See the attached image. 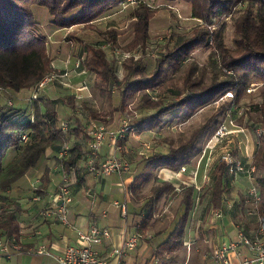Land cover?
Instances as JSON below:
<instances>
[{
  "label": "trees",
  "instance_id": "16d2710c",
  "mask_svg": "<svg viewBox=\"0 0 264 264\" xmlns=\"http://www.w3.org/2000/svg\"><path fill=\"white\" fill-rule=\"evenodd\" d=\"M123 1L0 0V89L4 93L9 91L13 96L20 93L18 96L30 97L32 89L54 71L49 55V41L47 35L38 28L39 25L41 27L49 22V31H53V28L67 30L76 24L90 27L100 15ZM159 1L169 5L176 2L188 4L194 23L187 30L188 36L174 48L169 46L172 40L169 36L152 70H148L144 57L151 46L149 42L156 11L144 1L133 10L127 26L129 34L125 46V51H137L141 54L138 58L133 56L120 62L125 69L122 77L103 47L104 44L115 46L118 43L119 34L116 30H110L109 37L101 43H86L76 31L66 32V40L78 39L75 54L80 62L79 69L96 76L94 87L101 96L111 100L114 92L119 91L122 112L127 109V100L135 95L139 98L140 107L155 110L148 116L136 119L137 121L134 120V115L130 118L138 128H158L167 116L173 115L174 120L195 113L224 97L227 92L233 94L227 100L239 104L245 94H250L247 89L251 83L264 84V0ZM162 2L159 4H163ZM37 6L43 7L45 10L41 8V11L46 12V15L50 14L52 20L47 21L46 16L38 21L34 12ZM231 22L235 32L233 46L228 42V27ZM184 30L185 28L181 32ZM119 45L122 46L121 43ZM201 48L210 51L212 68L209 83H204L206 68L199 69L194 63H190L185 70L177 98L163 96L160 90L155 89L162 84L167 68L178 67ZM258 90L263 93L261 102L242 107V116L243 119L247 118V122L241 126L247 130L249 126H264V85ZM152 92H156V95ZM77 101L75 94L65 95L60 100L40 96L33 102L29 99L30 105L24 107L18 106L15 99L13 104H9V101L0 98V202H3L0 235L19 237L20 234L18 216L21 206L15 201L7 200L5 193L20 183L32 168L39 166L50 151H54L61 170L68 174H72V171L78 173L83 168L80 162L88 147L89 120L108 123L114 117L113 110H91L86 120L75 114L67 121L69 128L64 130L58 104L62 102L75 111ZM31 109L35 114L33 122ZM209 128L210 122L195 128L188 138L180 139L176 145L170 146L167 153L154 154L152 162L158 168H168L175 172L182 166L192 165L199 139ZM23 133L28 134L25 142L21 141ZM74 138H82L83 141L75 142ZM67 141H72V149L67 157L61 158L59 151ZM263 142L264 138L254 154V164L256 173L259 174L258 180L264 188ZM120 143L124 144L125 140H120ZM235 153L237 154L236 151ZM239 154L238 152L237 155ZM231 177L224 160L220 159L215 163L210 192L214 208L223 207L224 194L231 186ZM50 182L47 169L37 190L39 196L46 195ZM171 192L177 193L170 182H162L151 188L152 197L156 200ZM179 195V219L164 243L170 251L177 250L184 244L186 226L195 208V186H183ZM172 259L161 256L158 264H169Z\"/></svg>",
  "mask_w": 264,
  "mask_h": 264
},
{
  "label": "rangeland",
  "instance_id": "374dc122",
  "mask_svg": "<svg viewBox=\"0 0 264 264\" xmlns=\"http://www.w3.org/2000/svg\"><path fill=\"white\" fill-rule=\"evenodd\" d=\"M142 1L146 2L156 11L151 29V40L149 42V46H151L147 50L148 54L146 53L144 57L148 70H152L156 66V58L159 56V52L165 47L164 45H166V40L169 39V36L172 37L169 46L170 48H174V46L179 44L188 36L187 30L194 23V21L191 20L190 17L191 9L189 5L180 2L169 5V3H163L159 0ZM137 2L136 4L129 5L126 8L119 5L115 8L107 10L104 14L94 20L93 25L90 27L85 24H76L67 30L53 28V32L48 30L49 27L47 25L49 22L45 25H41V27L39 25L38 28H40L47 35V40L49 41V55L54 67L53 72L56 74L53 81L48 82L47 85L40 91V96L45 99L54 98L60 100L65 95H82L81 98L77 97V109L75 111L62 102L58 104V109L61 113V122L72 119L75 114H78L81 118L86 120V118H89L88 113L91 110L101 112L113 110V119L108 123H105L108 127L113 128L115 126H119L122 121L126 119V117L129 118L134 115V120H136L155 112L153 109L140 107L139 98L136 95L131 96L127 100V109L125 112L120 110L121 96L119 91L114 92V96L111 100L101 96L94 87L97 79L96 76L89 72L80 71L79 69L80 65L77 63L79 59H77L75 54L78 47V39L73 38L69 41L66 40V32L76 31L78 36L84 39L85 42L101 43L109 37L108 32L110 30H116L119 34L118 43H116L115 46H106V50L108 56L114 62L119 76L122 77L125 73V69L122 63L118 62V59L113 52V48L118 49L119 54H122L126 50L125 46L129 34V28H127V26L131 20L133 10L137 8L141 1L139 3ZM159 2H162L163 4H159ZM242 6H244V4H242ZM41 8L44 9L43 7ZM41 8L40 6H37L34 9L36 16L39 18L37 20H42L46 16L47 21L52 20L50 14L46 15V12H43V10L41 11ZM183 28H185V30L184 32H181L183 31ZM234 36V26L231 22L228 27V42L231 46L234 45ZM119 43H121L122 46H120ZM209 52L210 51L205 48L198 49L193 53L189 60L183 62L178 67L167 68L162 84L156 86L155 89H157V91L160 90V93L163 96L169 98L174 96L177 98L182 87L185 70L190 63H194V65H196L199 69L203 67L206 68L204 83H209L211 80L212 68ZM140 54L141 53L137 52V55ZM114 57L116 59H114ZM125 57H123L124 60L128 59ZM124 60H122V62ZM61 75L64 76L61 77ZM84 85H87L88 88L82 90L81 88ZM228 97L229 96L221 97L214 103L200 108L197 112L186 114L178 119L173 120V115H169L164 119L163 124L158 128L143 130L139 128L137 133H130L125 139H122L125 140L124 144L119 142V144L125 148L123 157L131 164V170L124 174L132 175L135 172L140 173L143 171V176H147V182H149L148 185L145 186L147 194L150 192L152 185L161 180V176L162 178L163 176H166L167 180H172L174 176L172 173L175 171L166 168L171 171L170 175H168L165 171L162 173V168H158L152 162L151 157L156 153H167L170 146L176 145L180 139L188 138L195 128L208 122H210V128L200 137L198 149L193 155L194 163L191 165L192 167L197 165L200 173H204L208 168V164H211V162L213 164L217 163L223 156L224 152L228 149L235 150L237 154L238 150L240 151L242 149V151L247 154L245 151V145H247L249 147L250 154H253V151L257 152L258 136L256 127L249 126L247 136L244 133H235L233 135L226 136L222 141L216 140L214 138V134L221 122H230L232 119L233 123H237L239 125L246 124L247 118L243 119L242 107L244 105L251 106L253 104L260 103L263 99V93L260 90H257L253 93L245 94L239 104L229 102L231 100H227ZM18 102L19 105H21V101ZM231 128L236 129L234 125H231ZM107 141V143H109V140ZM143 141H147L149 143V149L143 148ZM13 152H15V150ZM185 174H188V172ZM258 176L259 174L255 173L253 180L247 176H241L237 179L236 186L241 195L242 192L250 185L251 181H258ZM151 179L154 180L152 184L150 183ZM209 192L210 189L207 187L201 190H196L194 195L195 208L202 207L201 205L206 202L205 199L208 197ZM180 200L181 196L178 192H171L158 203L157 211L159 215L157 221L154 222V224H156L154 232L160 229V226H163L164 230H172L179 218ZM255 206L256 205L254 203H251V208ZM191 218L190 228L193 231L194 229L196 230L197 225L200 224L199 219H204L207 222L209 220V215L204 216L202 212L201 214L199 213V218L195 222L196 224H194V220L196 219L194 212L191 213ZM138 220L141 221L142 219ZM206 222L205 224H207ZM206 228H208V225Z\"/></svg>",
  "mask_w": 264,
  "mask_h": 264
},
{
  "label": "crops",
  "instance_id": "0c3cea01",
  "mask_svg": "<svg viewBox=\"0 0 264 264\" xmlns=\"http://www.w3.org/2000/svg\"><path fill=\"white\" fill-rule=\"evenodd\" d=\"M18 95L20 93L13 96L8 91L1 93L0 98L7 101L10 98L15 99L18 106L26 107L29 97ZM18 101H21V105ZM74 139L75 142L83 141L82 138ZM100 151L102 159L113 156V150L109 143L104 144ZM53 152L50 151L39 166L32 168L20 183L5 193L7 200L15 201L21 206L18 216L19 237L26 245L30 246L37 243L41 236L40 239L52 247L53 256L31 253L14 254L10 258L0 256V264H58L56 257L63 253L66 246L79 244L76 230L88 231L94 224L107 228L111 232L110 238L104 240L103 244L94 245L102 255L108 256L109 264H158L161 256L172 257V262L169 264H212L213 253L222 242L234 240L240 231H243L247 236H253L261 228H264V188L259 180L251 181L241 195L236 186L237 179L245 175L232 176L231 186L224 194L223 207H213L210 192L215 164L212 163L209 169V181L204 180L203 172L197 179L201 189L205 187L210 189L209 195L205 199L206 202L201 205L202 207L195 208L193 211L196 216L194 224L201 212L204 216L209 215V220L206 222L204 219H199L200 224L197 225L196 230L192 231L190 216L183 246L170 251L164 243L177 222L172 230H164V227L160 226V229L154 232V227H156L154 222L157 221L159 215L158 203L168 194L158 200L153 199L151 188L162 182H170L175 186L178 194L182 191H179L178 187L183 189V186L194 185L195 192L201 190L196 187L195 183L189 185L182 183V180L189 178V174H183L181 177L173 176L172 180L161 176V180L152 185L147 194L145 186L149 182H147V176H143V171L135 172L132 175L114 173L99 177L89 173L83 167L78 173L72 171V174H68L61 170L60 162L56 160ZM255 153L253 151V155ZM118 155H123V152H118ZM80 164L82 165V161ZM47 169L51 182L46 195L41 197L37 194V190ZM162 170V173L165 171L170 175L171 171L168 169L162 168ZM67 175L74 180V201L68 215L71 222L70 227L42 213L50 204L51 195ZM152 182L154 180L151 179L150 183L152 184ZM254 182L260 189L262 199L257 206L251 208V202L248 201L246 193ZM116 202L126 205V218L122 217L121 205ZM216 213H220V216H217ZM138 219H142L143 222ZM207 225L208 228H206ZM137 230L147 236L151 235V238L142 239L134 250L125 251L124 249L122 253L114 252L117 249L121 250L125 239ZM37 232L41 234L39 235ZM246 255H249V249L246 246H241L236 253H233V262L239 264Z\"/></svg>",
  "mask_w": 264,
  "mask_h": 264
},
{
  "label": "built area",
  "instance_id": "2783aa9c",
  "mask_svg": "<svg viewBox=\"0 0 264 264\" xmlns=\"http://www.w3.org/2000/svg\"><path fill=\"white\" fill-rule=\"evenodd\" d=\"M138 0H124L120 5L124 8L129 5L136 4ZM142 0H139V3ZM106 46L110 44H104L103 47L106 49ZM113 52L117 57L119 62H122L125 58L136 57L138 58L136 51L129 52L124 51L122 54H119V50L113 48ZM148 54V53H147ZM80 65V62H77ZM64 75H61V77ZM56 77L55 72H52L49 76L41 80L31 91L30 101L33 102L40 97V91L47 85L48 82L53 81ZM264 84L261 82H253L248 86L247 92L253 93L257 91ZM88 86L84 85L81 89H87ZM80 90V89H79ZM81 90V91H82ZM3 92L0 89V96ZM156 95V92H152ZM226 97H232V92H227ZM76 97L81 98L82 95H77ZM9 104H13V99H9ZM131 117H126L125 120L119 126L113 128L108 127L104 122L90 119L88 122V141H87V150L84 153L82 161L83 167L95 176L103 177L109 176L114 173H126L131 170V164L123 155H118L117 153L124 152V147L119 144L120 140L125 139L130 133L134 134L139 131V128L131 121ZM35 120V114L31 109V121ZM231 125H234L236 129L231 128ZM62 128L67 130L69 128V123L64 121L62 123ZM258 141L257 144H260L264 138V126H259L256 128ZM235 133H244L247 136V128L233 123L232 119L230 122L222 123L216 129L214 138L218 141H222L226 136L233 135ZM28 139V134L23 133L21 136V141L25 142ZM109 140V144L113 150V156L106 159L101 158V148ZM72 141L65 142L60 151L59 156L61 158L67 157L72 149ZM144 149H149L150 145L147 141L142 142ZM241 148V147H239ZM245 154L242 149L238 152L237 155L235 150L228 149L224 152L223 156L220 158L225 161L228 172L232 176L245 175L251 180L254 179L256 173V167L254 164V155L250 154L249 147L245 145ZM212 165L208 164V168L204 172V180L209 181V169ZM189 174V178L182 180L184 185H189L195 183L198 189L202 187L198 185L199 170L198 166L194 165H185L182 166L178 172H174L173 175L176 177H181L183 174ZM256 182V180H255ZM253 183L247 193V199L252 204L256 206L260 203L262 196L260 189L257 183ZM74 180L69 176L63 178V182L58 186L57 190L51 195L50 204L43 210V215L52 217L54 220H57L63 223L65 226L70 227L71 222L69 220V211L71 205L74 201ZM178 190L182 188L178 187ZM0 202V213L2 211V204ZM117 203V202H116ZM118 204V203H117ZM121 205L122 208V217H127L126 205ZM217 216H220V213H216ZM78 236L79 244L68 245L65 247L63 253L56 257L58 264H109L108 256L102 255L98 249L94 247L95 244L101 245L104 243V240L110 238L111 232L107 228H103L98 225H92L88 231L76 230ZM37 234H41L37 232ZM145 237L151 238L150 236L145 235L142 231L137 230L133 234L129 235L122 246V249L114 250L116 253H122L123 250L130 251L136 249L138 244ZM264 228H261L253 236H247L243 231H240L237 238L229 242H222L213 253L212 264H235L233 262V253H236L241 246H246L249 249V255H246L242 258L239 264H264ZM37 243L33 245H26L23 240L17 235H0V256H5L10 258L14 254L20 253H31L35 255H49L53 256L51 251V246H49L46 241L40 239Z\"/></svg>",
  "mask_w": 264,
  "mask_h": 264
}]
</instances>
